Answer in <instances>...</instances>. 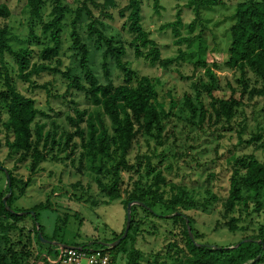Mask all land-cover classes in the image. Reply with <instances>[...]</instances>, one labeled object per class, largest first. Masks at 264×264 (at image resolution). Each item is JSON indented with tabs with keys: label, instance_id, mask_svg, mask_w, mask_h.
I'll use <instances>...</instances> for the list:
<instances>
[{
	"label": "trees",
	"instance_id": "trees-1",
	"mask_svg": "<svg viewBox=\"0 0 264 264\" xmlns=\"http://www.w3.org/2000/svg\"><path fill=\"white\" fill-rule=\"evenodd\" d=\"M119 2L78 0V7L71 11L65 5V0H25L28 34L37 49L28 45L18 51L10 46V28L6 22L10 13L6 6H0V19L4 21L0 24V137L3 135L5 139L8 163H14L15 170L19 164L27 163L31 175L39 171L42 163H67L79 175L85 172L92 175L98 192L105 198L103 203L118 201L125 211L128 204H132L130 229L117 247H105L99 243L80 248L105 251L116 264H142L140 259L143 252L136 246L137 237L145 232L141 227L157 218L165 221L164 242L167 245L158 253L149 252L152 264H165L160 259L170 261V264H264V161L259 160L255 153L243 156L232 154L227 160L231 172L226 196L219 198L213 195L211 203L206 201L211 213L220 204V220L216 222V228L232 235L249 231L252 234L227 247L202 243V235L194 229L192 216L187 215L184 208H178L181 199L174 193V188L170 187L167 193L171 182L164 169L170 172L172 167L163 166L164 154L161 149L171 113L160 102L154 81L147 76L138 78L124 61L129 46L133 48L136 58H142L153 66L158 65L161 71L168 72L175 68L179 74L182 64L192 60L186 47L192 40L195 23L202 18L201 12L223 5V0L186 1L184 7L196 18L187 24L185 35L182 34L180 11L176 20L166 26L171 29L176 46L175 54L166 58L162 57L155 41L143 28L141 0H127L123 6H119ZM150 2L155 13H158L160 0ZM110 10L123 21L120 30L106 24L114 19ZM67 15L72 16L67 38L72 62L69 66H63L61 55ZM45 16L48 19L46 22ZM233 18L227 30L228 56L222 69L239 72L236 82L239 99L217 98L215 91L219 87L214 69L221 67L212 63L213 69L208 68L206 62H198V58L191 64L195 69H204L205 80L193 84V94L186 93L182 97V112L188 118V123L217 140L232 132V121L239 114L242 100L253 102L254 99L264 98V0H241L235 6ZM83 20L87 22L88 38L98 54V65L92 61L88 45L79 34L78 27ZM38 29L45 43L37 35ZM123 33L128 34V40ZM5 56L14 60L17 78L29 89H46V85L39 86L32 80L34 76L38 77L43 72L60 75L68 84L65 95L56 98L65 100L69 106L74 104L73 93H79L86 106L94 111H79L73 106L74 116L67 117L70 129L58 132L53 121L50 123L52 130L43 140L44 125L38 120L42 117L51 119L52 116L40 111L33 98L16 89L11 77L14 66L5 60ZM114 71L122 74L123 83L115 84ZM180 79L187 80L184 77ZM173 107L170 106V110ZM56 115H61V112ZM239 135L237 145L240 147L252 146L264 151L260 132L248 139ZM56 146L57 154L52 155ZM0 168L6 171L5 166L0 165ZM15 170L6 171L3 197L17 187ZM28 183L23 187L26 188ZM72 186L80 187L78 183ZM19 191L23 192L22 189ZM3 197L0 200V216L11 222L0 227L5 232L0 234V264H30L34 240L42 245L39 237L41 228L34 225L32 230L26 232L24 228H19L17 224L21 215L16 214H29L30 211L9 212V199L4 205ZM36 209H32L34 222L37 221ZM188 227L194 241L189 237ZM156 230L157 226L152 224L145 233L153 235L152 232ZM12 233L18 234L15 241ZM122 234L107 245L118 240ZM44 248L47 250L34 253V258H42V264H48L47 259H53L62 247L53 251L48 246ZM40 249L44 250L42 247ZM49 253L54 257L50 258ZM120 259L125 262L122 263Z\"/></svg>",
	"mask_w": 264,
	"mask_h": 264
},
{
	"label": "rangeland",
	"instance_id": "rangeland-1",
	"mask_svg": "<svg viewBox=\"0 0 264 264\" xmlns=\"http://www.w3.org/2000/svg\"><path fill=\"white\" fill-rule=\"evenodd\" d=\"M84 1V0H80ZM127 0H120L119 6H123ZM187 0H160L161 9L158 13L152 8L150 0H141L142 9V25L145 31L150 34V38L155 41L157 47L161 51L162 57H171L176 52L174 38L168 24L176 20L178 11L183 22L182 34L185 35L187 24L191 23L195 17L193 13L185 8ZM241 0H223V5L204 9L201 12V19L194 25V31L191 35V42L186 47L187 54L192 56V60H188L179 68V74L174 70L168 72L161 71L158 65H151L144 59L136 58L133 48L127 46V53L124 61L128 63V67L136 73L138 78L147 76L151 78L159 94V100L165 109L171 113L168 123L165 126L163 137L165 138L161 151L164 154L165 167L171 166L170 172L164 169L170 185L167 189L169 194L170 187L174 188V193L181 199L178 208H184L187 215L194 219V229L198 234L202 235L200 241L212 246L227 247L237 243L241 238L252 234L251 231L245 233H237L232 235L224 230L216 228V222L220 220L218 210L220 204L215 207V211L211 213L206 201L211 203V197L216 195L219 198L226 196L228 179L230 177V168L227 160L232 154L243 156L255 153L259 160L264 161V151L257 150L252 146H239L237 142L241 134L243 139L251 136L262 134L264 141V98L254 99L253 102L242 100L243 105L239 108L234 121H232V132L222 135L218 140L211 138L199 131L196 125H190L188 118L182 112L183 96L186 93L193 94L192 86L203 77L204 69L191 64L193 60L198 58V62H206L208 68H212L215 63L219 70L214 69L219 89L215 91V95L219 99L227 100L230 97L239 99L237 91V80L239 79L238 71H226L222 69L223 64L227 60V48L229 45L227 30L234 21L231 17L234 15L235 6ZM6 6L10 17L7 25L10 28V46L14 51L25 48L28 45L37 49L35 42H31L28 34L27 20L28 14L25 8V0H0V6ZM65 5L71 11H74L79 3L78 0H65ZM50 9L47 10L49 12ZM109 12L113 13L112 10ZM113 13V20L106 24L114 26L120 30L123 21L116 17ZM72 16L67 15V29L64 33L65 43L61 60L63 66H69L72 62L71 53L68 51V33L69 24ZM47 16L44 17L46 22ZM4 21L0 19V24ZM87 22L83 20L78 31L82 40L88 45L91 53V59L98 65V54L94 51V45L88 38ZM37 35L43 39L40 29ZM123 37L128 40V34L123 33ZM189 58V57H188ZM5 60L13 65L11 77L16 89L27 97L35 100V106L40 111L45 112L51 119L42 117L38 120L44 125L42 131V139L46 140V135L52 130L51 122L55 121L58 132L68 131L70 125L67 117L74 116V109L79 111L87 110L89 112L94 109L86 106L83 97L79 93H73V103H65V100L56 98L65 95L66 85L68 81L62 79L60 75L48 72L41 73L40 76L32 77L37 85H46V89H29L28 85L22 83L17 78V69L14 60L5 56ZM63 69V68H62ZM181 77L187 80L180 79ZM113 80L115 84L123 83L122 74L113 72ZM233 90L235 93L232 94ZM49 93V94H48ZM69 99V97H67ZM172 104V105H171ZM170 106H174L170 110ZM53 109L51 112L50 110ZM61 112L57 116L56 113ZM3 135L0 137V165L5 166L4 170L13 169L14 163H8L7 150L5 147ZM43 143L40 146L42 149ZM50 148V146H49ZM58 147L53 149L52 155L57 154ZM160 151V150H159ZM158 151V152H159ZM63 157L62 154H60ZM6 171L0 170V200L5 194V185L7 182ZM17 178V187L11 191L7 210L11 213L19 210H29V214L17 213L21 215V219L17 224L19 228L32 230L36 225L41 228V244H36L34 240L33 252H45L49 247L57 249L60 246L80 249L87 246H95L99 243L110 244L118 235H120L126 226V211L118 201L103 203L105 198L98 192L96 183L90 173L85 172L84 175L76 173L75 168L67 163H42L37 173L30 174L27 170V163L19 164L14 172ZM26 188L23 187L27 184ZM79 184V188L72 185ZM20 189L23 192L19 191ZM8 195V194H7ZM6 195V196H7ZM4 198V197H3ZM42 207H38V206ZM37 207L36 222H34L32 209ZM204 210V211H203ZM16 213V212H15ZM25 214V215H23ZM10 220L0 216V227L6 226ZM165 221L157 218L141 227L145 232L149 231V225L155 224L157 230L152 232L153 235L145 232L140 233L137 237V248L142 252L140 262L142 264H150L149 252L158 253L163 251L167 242H164L166 233ZM169 225V221L167 222ZM251 226L250 228H252ZM0 230V234H3ZM25 234V233H23ZM12 239L18 238L17 233H12ZM44 241V242H43ZM42 247L44 250L40 249ZM33 256L29 261L30 264H42V258L36 260ZM49 257L54 255L49 253ZM125 257V256H124ZM162 257V256H161ZM121 260V259H120ZM165 264L170 261L159 260ZM122 263L125 260H121ZM152 264V263H151Z\"/></svg>",
	"mask_w": 264,
	"mask_h": 264
},
{
	"label": "built area",
	"instance_id": "built-area-1",
	"mask_svg": "<svg viewBox=\"0 0 264 264\" xmlns=\"http://www.w3.org/2000/svg\"><path fill=\"white\" fill-rule=\"evenodd\" d=\"M48 264H116L109 253L99 249L59 248Z\"/></svg>",
	"mask_w": 264,
	"mask_h": 264
},
{
	"label": "water",
	"instance_id": "water-1",
	"mask_svg": "<svg viewBox=\"0 0 264 264\" xmlns=\"http://www.w3.org/2000/svg\"><path fill=\"white\" fill-rule=\"evenodd\" d=\"M1 169V168H0ZM6 175H7V173H6ZM9 196H10V194H8L7 196H5L4 198H3V204L4 205H6V201H7V199L9 198ZM131 207H132V204H128V206H127V208H126V226H125V229H124V231H123V234H122V236L118 239V240H116L115 242H113L111 245H107V244H101L102 246H105V247H107V246H110V248H115V247H117L125 238H126V236H127V234H128V231H129V229H130V225H131V216H130V211H131ZM14 213V212H13ZM187 230H188V233H189V237H190V239L192 240V241H194L193 240V237H192V233L190 232V228L188 227L187 228ZM39 237H41V235L39 234ZM44 242V241H43ZM62 248H69V247H66V246H61ZM237 247V246H236Z\"/></svg>",
	"mask_w": 264,
	"mask_h": 264
},
{
	"label": "crops",
	"instance_id": "crops-1",
	"mask_svg": "<svg viewBox=\"0 0 264 264\" xmlns=\"http://www.w3.org/2000/svg\"><path fill=\"white\" fill-rule=\"evenodd\" d=\"M40 253H42V252H40Z\"/></svg>",
	"mask_w": 264,
	"mask_h": 264
}]
</instances>
